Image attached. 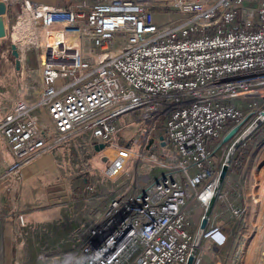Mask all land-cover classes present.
I'll use <instances>...</instances> for the list:
<instances>
[{
	"label": "built area",
	"instance_id": "built-area-1",
	"mask_svg": "<svg viewBox=\"0 0 264 264\" xmlns=\"http://www.w3.org/2000/svg\"><path fill=\"white\" fill-rule=\"evenodd\" d=\"M62 1L23 0L17 19L29 20L36 44L26 47L41 50V65L39 80L31 78L0 119V238L11 237L20 254L34 229L32 213L20 210L28 163L71 152L88 134L94 151L104 148L96 152L100 165L86 160L81 174L98 177L110 193L100 198L83 179L79 198L92 207L63 263L187 264L191 207L207 208L213 195L207 202L204 189H215L221 170L213 143L245 127L239 104L264 82V0ZM0 4L5 39L21 56L14 26L9 34L12 2ZM170 15L182 19L157 21ZM74 192H51L49 222H65L61 210ZM205 237L226 242L220 228Z\"/></svg>",
	"mask_w": 264,
	"mask_h": 264
},
{
	"label": "rangeland",
	"instance_id": "rangeland-1",
	"mask_svg": "<svg viewBox=\"0 0 264 264\" xmlns=\"http://www.w3.org/2000/svg\"><path fill=\"white\" fill-rule=\"evenodd\" d=\"M37 1L49 5L63 4L62 0ZM11 2V12L10 16H8L11 27L9 34L12 32V26L16 27L18 24L17 19L18 16L22 14L21 5L23 0H11ZM180 19H182V17L170 15L158 18L157 21L161 24H167ZM16 29L18 30V28ZM13 34H15L14 30ZM20 44L21 43H19V46L22 49ZM17 51L19 52V50ZM24 54L26 55L25 58ZM40 58L41 50L36 48V46L26 47L25 53L22 49V64L18 70L16 59L12 54L10 39L0 40V119L11 109L13 104L23 96L25 89L28 85L30 86V79L39 80ZM250 90L255 92L252 94L256 95L246 97L244 101L239 104L240 108L243 110L245 120V127L240 134L248 129L264 111V82L260 85H254ZM125 133L129 134L132 132L127 131ZM88 136L87 134L78 138L71 152L65 151L57 154H45L35 157L27 165L30 171H25L26 168L24 169V176L27 180L25 182L24 191H42L41 197L43 198V206H46L44 207L45 209H48L50 206L56 208L55 205H52L51 201V197H53V195H51L52 191L76 192H74L73 196L70 195V199L74 202L70 203L68 209L62 208L61 210V218L63 222L64 220L65 222L59 224L60 226L58 228V223L54 222L55 228L53 229V233L54 235L56 233H58V235L60 234V240L56 243H51V241L49 242L47 239L51 237H47L41 246L39 245L35 248L32 244H24L25 246L23 245L24 248H22L21 253H24L25 256L23 257L22 255L23 259H19L20 264H64L63 260L65 255L69 253L74 246H77V244H74L73 235L80 231V229H84L82 226L87 223L89 211L92 207L90 203H83L79 198L78 192H80L81 187L85 185L83 181L84 178H87L89 183H95L99 187L98 194H100V198L110 193V186L103 183L98 177L81 174L83 168L86 167V160L92 159L91 164L93 161L96 167L100 165L97 157L98 154L96 153L97 150L94 151L92 147H90V138ZM232 144L233 142L227 145H219L217 141L213 143L214 149L219 145V149L214 153L213 157L217 169H221L220 167L223 165ZM253 145H257L255 146L256 149H253ZM243 146L246 149L245 152H248L246 161L251 155L264 158V123ZM109 153L110 151L106 154ZM69 158H71L70 162L68 161ZM64 159L66 162H64ZM245 163L241 167L235 166L234 168L232 167V163L206 231V234L209 235L217 228H220V233L226 238L225 244L218 245L210 238L204 236L197 251L198 253L205 248V243L211 240L213 243L211 247H209V256L212 255L213 260H210L217 264H264V163L255 170V179L250 178L249 172L246 174L243 173ZM148 167V164L143 165L142 175L147 174ZM133 177L134 179L137 178L136 169L133 171ZM143 179L151 183L155 178L143 177ZM139 180L140 178H137V181ZM204 186L205 185H203V187ZM66 194L67 192L61 194V198L63 199ZM33 199H35L34 193L27 197L23 195L21 198V204L23 206L27 204V210H29V212L30 210H34L35 206H37ZM97 205H99V202L96 206ZM105 206L106 204L101 206L100 210ZM234 210H238L237 215L234 214ZM57 212L60 215L59 210H57ZM205 212L206 208L201 206L200 203H194L191 207L189 232L193 236V240H195ZM70 216H72V219ZM37 217H40V214H38ZM34 230L35 229L32 231ZM46 233H48L47 236L52 235L48 230L44 232V234ZM30 235L31 233L29 236ZM1 239L2 238H0V253L3 248ZM17 247V244L13 245L14 251L18 253Z\"/></svg>",
	"mask_w": 264,
	"mask_h": 264
},
{
	"label": "crops",
	"instance_id": "crops-1",
	"mask_svg": "<svg viewBox=\"0 0 264 264\" xmlns=\"http://www.w3.org/2000/svg\"><path fill=\"white\" fill-rule=\"evenodd\" d=\"M7 20H8V18H7ZM218 144L222 145V142H219ZM219 145L216 147L215 151H217L219 149ZM257 145H253V149H256L255 146H257ZM253 155H254V153H253ZM263 163H264L263 157L259 158L258 156H252L251 155L249 158H247L243 173L246 174L249 172L250 178L255 179L256 178L255 170H257V167L262 165ZM27 170L30 171L29 166L26 167L25 171H27ZM33 193L35 194V199H33V200H35V205H37V206H35L34 210H30V213H32V215H30V218H31L30 221H31V223H33V227L35 230L32 231L31 235L26 238L25 242L28 245L32 244L35 248V247H38L39 245L41 246L45 242V239L47 237H51V238H47L49 242L51 241V243L58 242L60 240V237H59L60 234L58 235V233H56L54 235L53 229L55 228V224H54V222H49L46 219L45 208H44L46 206H43L44 205L43 204V198L41 197L42 191H24L20 197L22 198L23 195H26V197H27ZM2 204H3V206H5V208L9 207L8 201L5 199L2 200ZM20 210L25 211V212H29V210H27V204H26V206H23L21 204V199H20ZM38 214H40V217H37ZM58 227L59 226H57V228ZM46 230L51 232L52 235L47 236L48 233L44 234V232ZM1 243L3 244V248H2V251L0 253V264H17L18 258L20 260H22L23 257L25 256L24 253L18 254L17 252L14 251V249H13L14 240L11 237H9L8 235L7 236L5 235L4 237H2ZM212 243L213 242L211 240H208L205 243V246H204L205 248H203L201 251H199L197 253L194 264H217V263H214L210 260V259L213 260L212 255L209 256V247H211ZM22 255H23V257H22ZM217 258H219V257H217Z\"/></svg>",
	"mask_w": 264,
	"mask_h": 264
},
{
	"label": "water",
	"instance_id": "water-1",
	"mask_svg": "<svg viewBox=\"0 0 264 264\" xmlns=\"http://www.w3.org/2000/svg\"><path fill=\"white\" fill-rule=\"evenodd\" d=\"M7 14L6 7L3 4H0V40L5 39L7 37V31H6V23L4 16ZM12 49V54L16 59V65L17 69H20L21 65V59H20V54L17 51V47L15 45L11 46ZM264 123V111L260 114V116L250 125L248 129H246L242 134V125L236 126L233 129H231L226 136L223 138L222 144L227 145L231 142H233L226 159L222 165L221 171L219 173L216 185H215V190L213 193V197L208 204L206 208V212L204 217L202 218L201 224L199 226V229L197 231V234L195 236V240L193 243V249L190 253V256L188 258L187 264H194L195 258L197 255V251L203 241V238L206 234L207 228L209 226L212 214L214 212V209L216 207L218 198L221 194V191L223 189V186L226 182L228 173L230 171L231 165L233 163V160L235 158V155L238 151V149L244 145V143L263 125ZM163 140V138H161ZM104 146L100 145L96 147V150L99 151L103 149Z\"/></svg>",
	"mask_w": 264,
	"mask_h": 264
},
{
	"label": "bare ground",
	"instance_id": "bare-ground-1",
	"mask_svg": "<svg viewBox=\"0 0 264 264\" xmlns=\"http://www.w3.org/2000/svg\"><path fill=\"white\" fill-rule=\"evenodd\" d=\"M51 5H53V4H51ZM20 19H23V20H20ZM20 19H19L20 21L18 20V22H17L18 23L17 26L14 27L15 34L12 35V38H14L15 44L19 45V43H21L20 45H21V47H22V49H23V51L25 53L26 46L29 45V44H31V43L36 44V39H35V37H33V35L30 34V28H29V24L30 23H29V20L26 19L25 16L20 17ZM16 28H18L19 31ZM10 36H11V34H10ZM51 38L52 37L49 36V35H47L45 37L46 41H50ZM15 40L16 41H19V42H16ZM25 56L26 55L24 54V58H25ZM109 151L111 153V150L110 149L105 150V153H108ZM214 190L215 189L213 187L210 188V190L204 189L203 195L206 198V201L207 202L209 201L210 197L213 195Z\"/></svg>",
	"mask_w": 264,
	"mask_h": 264
},
{
	"label": "trees",
	"instance_id": "trees-1",
	"mask_svg": "<svg viewBox=\"0 0 264 264\" xmlns=\"http://www.w3.org/2000/svg\"><path fill=\"white\" fill-rule=\"evenodd\" d=\"M245 147L244 146H241L239 149H238V151H237V153H236V156H235V158H234V161H233V168L235 167V166H242L244 163H245V161H246V157H247V153L248 152H245Z\"/></svg>",
	"mask_w": 264,
	"mask_h": 264
}]
</instances>
